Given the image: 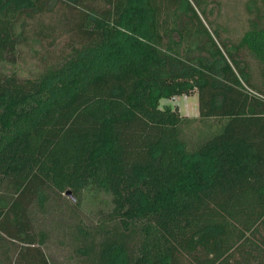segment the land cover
Segmentation results:
<instances>
[{
    "label": "trees",
    "instance_id": "16d2710c",
    "mask_svg": "<svg viewBox=\"0 0 264 264\" xmlns=\"http://www.w3.org/2000/svg\"><path fill=\"white\" fill-rule=\"evenodd\" d=\"M56 1L70 9L71 51L22 77L23 29L50 0H0L8 263L52 264V233L58 264H264V90L211 22L191 0ZM241 46L264 59V26ZM194 92L197 117L159 106ZM196 118L209 129L193 139L182 125Z\"/></svg>",
    "mask_w": 264,
    "mask_h": 264
},
{
    "label": "rangeland",
    "instance_id": "374dc122",
    "mask_svg": "<svg viewBox=\"0 0 264 264\" xmlns=\"http://www.w3.org/2000/svg\"><path fill=\"white\" fill-rule=\"evenodd\" d=\"M191 2L202 20L211 22L210 27L207 25L208 29L211 30L213 26L217 30L219 37L216 39L224 42L227 49L234 54L236 65L247 74L251 88L260 92L264 90V59L257 57L247 46L237 47L239 39L246 31L256 26H264V0H191ZM96 6L106 7V1L98 0ZM47 7L48 10L45 13L36 14L30 18L23 29L18 59V71L22 77L31 76L61 64L71 51L69 42L72 34L65 24L70 9L56 0H50ZM195 53L204 55L197 50ZM164 105L176 107L183 116H198L196 92L190 95L161 98L159 106ZM208 129L209 127L197 118L182 125L183 133L193 139L200 138V134L206 133ZM67 195L70 197L71 194ZM95 209L96 206L92 203L82 205L85 216L89 210ZM43 245L52 264L63 263L65 247L56 242L54 234L51 233L47 240H44ZM17 249L18 246L14 242L0 239V264L13 262ZM65 264H71V262L66 261Z\"/></svg>",
    "mask_w": 264,
    "mask_h": 264
},
{
    "label": "water",
    "instance_id": "95a60500",
    "mask_svg": "<svg viewBox=\"0 0 264 264\" xmlns=\"http://www.w3.org/2000/svg\"><path fill=\"white\" fill-rule=\"evenodd\" d=\"M67 194H70V192H67Z\"/></svg>",
    "mask_w": 264,
    "mask_h": 264
}]
</instances>
